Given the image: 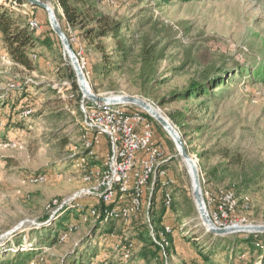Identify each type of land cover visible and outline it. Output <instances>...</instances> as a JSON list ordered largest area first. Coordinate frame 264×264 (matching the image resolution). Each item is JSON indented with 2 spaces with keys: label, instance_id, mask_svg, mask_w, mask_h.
I'll list each match as a JSON object with an SVG mask.
<instances>
[{
  "label": "rangeland",
  "instance_id": "1",
  "mask_svg": "<svg viewBox=\"0 0 264 264\" xmlns=\"http://www.w3.org/2000/svg\"><path fill=\"white\" fill-rule=\"evenodd\" d=\"M37 1L51 8L95 95L138 97L165 118L170 110L186 116L190 128H178L168 119L197 164L204 205L216 227L264 225V70L251 74L264 61V0H68L76 11L96 7L128 32L121 39L130 51L127 63L103 79L93 77L92 68L102 54L115 55L114 41L99 39L104 49L99 52L81 38L80 29L67 24L58 0ZM21 2L0 0L28 28L37 22L40 29L30 32L52 45L34 47L29 53L34 70L28 71L9 60L0 39V264H15L25 252L32 256L24 264H260L264 253L246 239L256 235L264 240V234L206 232L193 202L190 165L178 156L169 134L133 105L119 104L124 112L145 117L163 152L142 211L128 221L78 219L77 203L91 208L99 200L94 195L78 201L72 197L97 185L94 170L102 168L108 144L100 137L92 155L85 157L89 136L82 129L81 107L92 101L71 88L72 66L58 37L50 33L47 12ZM144 49L151 56L149 77L141 58ZM217 74L234 79L209 95L160 105L170 92L192 81L207 84ZM153 80L159 84L149 89ZM21 83L29 89L23 101L32 100L12 114L14 109L2 104ZM88 161L92 165L86 167ZM214 167L216 177L208 174ZM227 193L236 205L223 218L220 198ZM165 196L170 206L160 215ZM159 219L160 224L154 221ZM151 222L154 235L164 226L171 229V244L167 241L165 254L142 259L143 234L147 228L151 233ZM117 240L127 242V259L114 249Z\"/></svg>",
  "mask_w": 264,
  "mask_h": 264
},
{
  "label": "trees",
  "instance_id": "2",
  "mask_svg": "<svg viewBox=\"0 0 264 264\" xmlns=\"http://www.w3.org/2000/svg\"><path fill=\"white\" fill-rule=\"evenodd\" d=\"M159 1H164L165 3H168L170 0H159ZM178 1L186 3L190 0H178ZM7 2L17 5L22 4L21 0H7ZM58 3L63 11L64 18L67 24L73 29H80V36L88 45L95 44V49L102 53L104 51L103 44L99 43L98 40L104 38H111L114 41L113 52L115 53V55L112 56L108 54H102L100 64L92 68L93 77L97 76L103 79L110 77L114 73L120 72L123 69V66L127 63L130 52L127 46L121 41V39L126 37V34L128 33L122 30L124 29L123 24L121 22L114 21L112 18L104 15L103 13L100 12V10H98L96 7L91 5H88V8H84L82 10L80 9L76 11L75 8L71 7V4L69 3L68 0H58ZM29 29L30 28H28L24 23H21L20 19L15 18L12 12H9L4 7V5L0 4V39H1V43L3 44V50L5 51L9 60L13 64L21 66L28 71H33L34 67L32 66V62L29 58V53L32 52L34 50V47H36L37 45H40L41 47L47 49L50 48L52 44L49 39L42 40L39 39L38 37H35L34 32H30V30L34 31V29H30V30ZM50 33L53 34V31L50 30ZM141 58L143 61V65L147 66L145 73L146 77H149L148 75H152V70H151L152 62H151L150 53L146 49H144L141 53ZM68 68L71 69L70 67ZM241 69H244L243 66L241 67ZM262 70H264V61L260 64V68H256V70H253L251 74L255 76L257 75L259 76ZM241 73H246V72H241ZM70 75L71 78L73 79V82L71 83V88L77 91L78 87L76 83V78L72 69ZM233 79L234 77L228 79L225 76V74L223 75L220 74L219 76L217 74V76L209 77L207 80V84H204L201 81H192L183 90L177 92H170L167 97L161 99L160 105L170 104L178 100L189 101L191 99L199 98L202 95H209V92L213 91L215 87H224L226 83L228 82L230 83V81L232 82ZM11 82L17 83L15 81H11ZM155 84H159V82H157V80L156 81L153 80V83L151 84V86H148V88L149 89L152 88ZM28 93H29V89L24 85V83H21L18 86V88H14L9 92V95H7L6 99L3 101L2 108L10 106V108L14 109L12 114H15L19 108V105L27 104L30 100H32V98H30V100H28L27 103L23 101L26 97H28L29 95ZM21 109L23 110L24 108L21 107ZM167 115L168 118L171 120V122L174 125H176L178 128H190L188 124H185L187 121L186 116L181 111L170 110V112H168ZM86 155H87V151L85 153V156ZM227 157L228 154L224 152L223 158L227 159ZM230 159L228 161H232ZM235 161L237 162V164H239L238 159H236ZM85 165L86 167L91 166L92 165L91 161L90 162L88 161ZM217 173H218L217 168L214 167L212 170H210L208 174L216 177ZM165 201H166V196L164 199V208H161L160 215H163L165 213V209H166ZM98 204H100L99 209L97 208ZM98 204L91 208L98 209L100 214L102 215L104 205L102 204L101 201H99ZM112 206L113 205H110L109 207L111 208ZM91 208H88L86 206L84 207L81 206V208L76 209V211L78 212L77 214L78 219L82 220L83 216H85ZM99 221L100 220H97L98 223H100ZM154 221H157L159 224L161 223L160 219ZM151 223L150 226L152 227V231H154L155 228L153 227V223L152 224ZM164 228L165 226L162 227L161 231L155 235V239L159 238L158 237L159 233L165 232ZM149 230L150 229L147 228V231H145V233L143 234L142 241L145 243V245L144 248H142V250L140 251V256L142 257V259H147L148 256L154 257L161 253L160 247L157 246V244L151 238L149 234ZM171 236L172 234L166 236L167 241L170 244H171ZM246 244H250L251 248L254 249L255 247L256 249L264 253V240L258 239V236L251 235L247 237ZM31 256L32 254L28 252L19 254L15 264H24L26 263V261L30 260ZM260 257H257L256 259H259ZM249 259L250 260L248 262L251 263L252 259L251 258ZM73 262H74L73 264H82L78 260H73ZM5 264H11V263L7 262ZM104 264H107V262H104ZM260 264H264V255H262Z\"/></svg>",
  "mask_w": 264,
  "mask_h": 264
},
{
  "label": "built area",
  "instance_id": "3",
  "mask_svg": "<svg viewBox=\"0 0 264 264\" xmlns=\"http://www.w3.org/2000/svg\"><path fill=\"white\" fill-rule=\"evenodd\" d=\"M83 115L91 123V128H82L85 138L89 136L85 143L86 156L92 155L100 137L106 138L108 152L102 168L94 170L97 185L74 194L72 201L94 195L104 205L102 215L98 209L91 208L82 218L85 222L88 218L100 220V223L118 218L125 221L136 219L142 211L146 190L158 167L163 163V152L154 142L152 128H148L142 121L93 115L91 112H83ZM153 185L154 183H151V186ZM167 197L165 205L169 207L171 199ZM220 200L223 203L219 206V212L225 218V213L230 212L236 202L231 193L224 194ZM110 205L113 206L110 208ZM78 207L81 208L77 203L76 208ZM225 225L226 222L220 224V226ZM164 229L165 232L159 233L158 239H155L153 231L150 233L151 238L160 247L162 255L165 254V247L168 246L166 236L172 233L169 227ZM126 244L118 240L114 245L115 250L125 253V259L128 258L129 253ZM131 245L130 243L129 246Z\"/></svg>",
  "mask_w": 264,
  "mask_h": 264
},
{
  "label": "water",
  "instance_id": "4",
  "mask_svg": "<svg viewBox=\"0 0 264 264\" xmlns=\"http://www.w3.org/2000/svg\"><path fill=\"white\" fill-rule=\"evenodd\" d=\"M29 3L32 6H38L44 9L48 15V22L50 25L51 30L53 33L58 37L59 41L61 42L62 48L68 56L70 64L72 66L73 72L75 74L77 80V86L82 94L84 99L92 101L96 104L102 103H109V104H127L136 106L142 110H144L151 118H153L166 132L168 133L175 148L177 150L178 156L183 160V162H189L192 165V181H191V190H192V197L193 202L195 205V209L199 215L200 220L206 232L214 235V236H226L234 233H246V234H264V225H245V226H230L226 228H218L216 227L209 218L206 206L204 205V199L202 194L201 182H200V175L198 172V167L196 169V163L194 164L192 161V157L187 153L186 148L182 142V139L176 130L175 127L170 125V121L168 118H165L158 109L154 108L148 101L138 98V97H131V96H97L92 91L88 90V82L84 76L82 68L74 54L65 34L61 30L60 26L56 22L52 11L49 10L47 4L41 3L37 0H22ZM90 88V87H89ZM170 122V123H169ZM169 123V124H168ZM176 145L178 147H176Z\"/></svg>",
  "mask_w": 264,
  "mask_h": 264
},
{
  "label": "bare ground",
  "instance_id": "5",
  "mask_svg": "<svg viewBox=\"0 0 264 264\" xmlns=\"http://www.w3.org/2000/svg\"><path fill=\"white\" fill-rule=\"evenodd\" d=\"M49 10H51L50 7H49ZM52 14H53V12H52ZM30 26H32L31 28L34 30H39L36 22H33V24H31ZM58 26H59V24H58ZM88 90H89V88H88ZM90 104L91 105H88V103H86V104L84 103L83 107H81L82 112H91L93 115H108L109 117H113V118H125L126 120L142 121L143 123H145L148 126V128H151L150 125H148L144 116H142L138 113H135V112H124L122 110V107L119 104H109V103H107V104H96L93 102H91ZM82 122L84 123V124H82L83 128H91V123L86 120L84 115H82ZM166 132L171 134V132H168V131H166ZM187 163L190 165V169H191V173H192V165L189 162H187Z\"/></svg>",
  "mask_w": 264,
  "mask_h": 264
}]
</instances>
